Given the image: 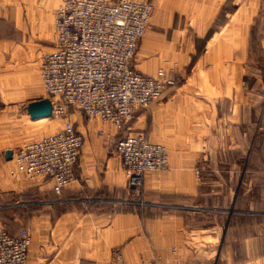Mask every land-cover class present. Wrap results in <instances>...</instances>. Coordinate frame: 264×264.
Masks as SVG:
<instances>
[{"label": "crops", "instance_id": "obj_1", "mask_svg": "<svg viewBox=\"0 0 264 264\" xmlns=\"http://www.w3.org/2000/svg\"><path fill=\"white\" fill-rule=\"evenodd\" d=\"M55 1L0 0V196L31 194L0 225L27 229L25 264H260L263 149L247 140L264 129V0H139L152 9L131 65L163 67L172 82L119 127L71 108L63 118L83 141L58 194L51 178L8 169L23 142L63 122L29 117L26 103L42 96L3 99L6 83L35 79L26 63L52 47ZM127 133L167 151V166L143 175L141 205L120 202L128 183L114 143Z\"/></svg>", "mask_w": 264, "mask_h": 264}, {"label": "built area", "instance_id": "obj_2", "mask_svg": "<svg viewBox=\"0 0 264 264\" xmlns=\"http://www.w3.org/2000/svg\"><path fill=\"white\" fill-rule=\"evenodd\" d=\"M151 9L150 1L139 0L57 1L53 44L39 63L50 115H65L73 107L87 119L98 117L119 127L133 118L138 107L160 96L172 82L163 67L148 75L131 65ZM82 141V133L64 120L60 130L23 142L8 172L20 171L28 179L51 178L53 192L58 194L74 176ZM114 151L128 183V195L120 202L141 205L143 175L167 166L165 146L142 133H127L115 141ZM29 239L25 228L10 232L0 225V264H25Z\"/></svg>", "mask_w": 264, "mask_h": 264}, {"label": "rangeland", "instance_id": "obj_3", "mask_svg": "<svg viewBox=\"0 0 264 264\" xmlns=\"http://www.w3.org/2000/svg\"><path fill=\"white\" fill-rule=\"evenodd\" d=\"M58 0L55 1L54 6L56 5ZM2 34V33H1ZM3 35V34H2ZM50 48L47 49L50 50ZM44 53V52H43ZM42 56V54H41ZM41 58L38 60V62L34 61L31 62L29 61L27 64V68L32 69V72L35 76V79L32 80L31 82H28L26 80H30L27 79V77H22L19 76L21 78V86H18V83H11V84H7V88L9 90H6V94L5 97L3 98L5 100L6 104H10V102H15L19 99H21L22 103L23 101L30 99V98H34V97H41V98H49L47 95V93L44 91V88L42 86L40 77H39V63H40ZM17 76H13L11 75V77L9 78L7 76V78L5 77V81H13L14 79H16ZM23 78V79H22ZM14 89V90H12ZM71 108L73 107H69L66 110V114L71 110ZM8 110H6V112H13V110L11 108H7ZM65 115H60V116H53L52 114L49 115L47 118L43 119L45 121H61L64 122V118L66 116ZM42 120V121H43ZM51 123V122H49ZM54 123V122H53ZM63 124V123H62ZM61 124V126H62ZM255 137L253 139H249L247 140V147H252V146H259L262 147L263 152L260 155L262 159H264V129H262L261 132L256 131L255 132ZM166 149V147H165ZM247 157L246 161L248 163V154L245 155ZM251 156V155H250ZM264 161V160H263ZM262 161V162H263ZM245 163V160H242V164ZM3 162L0 163V169L2 166ZM241 164L242 168H241V176H243L246 167H243V165ZM7 167L4 166V169ZM247 173V172H246ZM29 180V179H28ZM4 193V192H3ZM25 195H22V193H19L17 195L8 192V194H2L0 196V223L1 224H5L8 222L10 223V221L14 220L13 217H15V214H19L18 212H16V210L18 209H24L27 208L30 205L29 199L31 198V194L29 195L28 193H24ZM28 194V195H27ZM15 196V197H14ZM141 199H142V195H141ZM15 212V213H14ZM24 214V212H22V215ZM5 227V226H4ZM22 228H24L23 226H20ZM19 228V227H18ZM26 229V228H25Z\"/></svg>", "mask_w": 264, "mask_h": 264}, {"label": "water", "instance_id": "obj_4", "mask_svg": "<svg viewBox=\"0 0 264 264\" xmlns=\"http://www.w3.org/2000/svg\"><path fill=\"white\" fill-rule=\"evenodd\" d=\"M26 110L30 118L48 117L51 112L49 98H37L26 103ZM5 157H10V150H4Z\"/></svg>", "mask_w": 264, "mask_h": 264}, {"label": "trees", "instance_id": "obj_5", "mask_svg": "<svg viewBox=\"0 0 264 264\" xmlns=\"http://www.w3.org/2000/svg\"><path fill=\"white\" fill-rule=\"evenodd\" d=\"M221 12H222V9H221Z\"/></svg>", "mask_w": 264, "mask_h": 264}]
</instances>
